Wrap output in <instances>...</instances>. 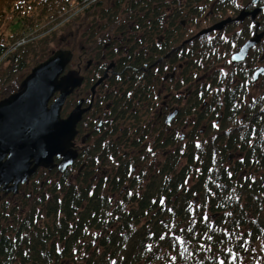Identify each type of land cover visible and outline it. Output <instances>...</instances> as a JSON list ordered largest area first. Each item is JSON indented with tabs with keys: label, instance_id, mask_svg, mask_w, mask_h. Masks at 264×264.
Returning <instances> with one entry per match:
<instances>
[{
	"label": "trees",
	"instance_id": "trees-1",
	"mask_svg": "<svg viewBox=\"0 0 264 264\" xmlns=\"http://www.w3.org/2000/svg\"><path fill=\"white\" fill-rule=\"evenodd\" d=\"M156 1L167 3L148 6ZM221 1L192 0L195 10ZM142 7V0H0V55L25 29L45 27L0 62V100L21 89L22 72L60 33L124 24L119 11ZM242 106L241 118L227 110L208 135L157 160L140 133L130 135L128 155L116 152L122 139L106 146L112 161L97 144L83 174L67 179L68 167L56 180L36 175L30 192L0 196V264H264V96ZM95 167L112 171L94 177Z\"/></svg>",
	"mask_w": 264,
	"mask_h": 264
},
{
	"label": "flooded vegetation",
	"instance_id": "flooded-vegetation-1",
	"mask_svg": "<svg viewBox=\"0 0 264 264\" xmlns=\"http://www.w3.org/2000/svg\"><path fill=\"white\" fill-rule=\"evenodd\" d=\"M221 2L220 8L195 10L192 0H167L164 7H159L160 1L149 7V0H142V8L119 11L125 17L116 21L124 24L78 27L63 75L77 77L81 83L60 111L65 119L77 113L78 104L80 109L88 108L76 123L71 148L76 157L69 166L74 178L90 169L88 157L97 144L103 145L112 161L106 146L122 139L116 152L128 155L130 135L140 133L142 145L154 149L151 160H157L178 144L183 150L199 140L194 137L208 135L210 128L220 125L225 111L235 110L241 118L242 103L264 96V8L258 0ZM221 22L220 27L196 35ZM250 40L255 43L243 53ZM60 159L55 156L54 163ZM41 171L56 180V174L66 170L39 167L19 184L16 194L0 187V196L10 198L23 193L22 188L30 192ZM111 171L95 167L94 177Z\"/></svg>",
	"mask_w": 264,
	"mask_h": 264
},
{
	"label": "water",
	"instance_id": "water-1",
	"mask_svg": "<svg viewBox=\"0 0 264 264\" xmlns=\"http://www.w3.org/2000/svg\"><path fill=\"white\" fill-rule=\"evenodd\" d=\"M221 22L210 29L220 27ZM255 41L244 45L243 53ZM72 58L70 50L58 49L36 65L22 80L21 89L0 100V187L13 194L39 167L57 166L64 172L74 161L71 149L76 123L88 108H75L65 119L60 118L66 97L81 80L66 77L63 72ZM99 79L93 86L100 83ZM59 95L53 99L55 93ZM55 97V96H54ZM53 101L49 103V101ZM60 157L54 163V157Z\"/></svg>",
	"mask_w": 264,
	"mask_h": 264
},
{
	"label": "rangeland",
	"instance_id": "rangeland-1",
	"mask_svg": "<svg viewBox=\"0 0 264 264\" xmlns=\"http://www.w3.org/2000/svg\"><path fill=\"white\" fill-rule=\"evenodd\" d=\"M71 7H73V6H71ZM75 8V6L73 7V9ZM44 25L42 26L41 25V27H38L37 26V28H35V29H31L30 27L29 28H27V29H25L24 31H28L29 29L33 32V34H34V38L38 35V34H42V33H44ZM23 31V32H24ZM22 32V33H23ZM20 37V36H19ZM19 37H17V38H19ZM33 38V39H34ZM73 38H74V36L72 35V32L70 31V30H67V31H64V32H62V33H60L58 36H57V38H56V40L55 41H52L51 43H50V45L45 49V57L41 60V62L42 61H44L46 58H48L51 54H52V52H54L55 50H57V49H59L60 47H62V46H64V47H68V46H71L72 47V43H73ZM32 39V40H33ZM28 43V42H27ZM10 46V45H9ZM9 46H7V48L9 47ZM23 46V45H22ZM21 47V46H20ZM6 48V49H7ZM5 49V50H6ZM72 52V51H71ZM3 54V53H2ZM1 54V55H2ZM0 55V56H1ZM7 55V54H6ZM47 55V56H46ZM3 60V59H2ZM1 60V61H2ZM71 61V60H70ZM41 62H39V63H41ZM38 63V64H39ZM38 64H32L31 62H29V66L24 70V72H22V74L20 75V77H21V79L23 80L30 72H31V70L36 66V65H38ZM72 101V100H71ZM42 173H45V172H43V171H41V172H39V175H42ZM67 177V179H69L70 177H73V175H67L66 176ZM36 179V178H35ZM35 179H34V181H35ZM22 190L23 191H26V189L25 188H22ZM19 201V197H16V199H14L13 201Z\"/></svg>",
	"mask_w": 264,
	"mask_h": 264
},
{
	"label": "built area",
	"instance_id": "built-area-1",
	"mask_svg": "<svg viewBox=\"0 0 264 264\" xmlns=\"http://www.w3.org/2000/svg\"><path fill=\"white\" fill-rule=\"evenodd\" d=\"M84 5L85 4H81L80 6H78V8L81 9V8H83L82 6H84ZM33 38H34V34L30 29L28 31H24L21 34V36L19 38H17L12 44H10V46L3 52V54L0 56V62L4 58V56H6V54H8L12 50H14V49H16V48H18L24 44H26L27 42H29Z\"/></svg>",
	"mask_w": 264,
	"mask_h": 264
}]
</instances>
